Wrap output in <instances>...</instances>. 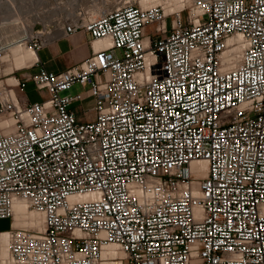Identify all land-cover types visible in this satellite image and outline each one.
Listing matches in <instances>:
<instances>
[{"label": "built area", "instance_id": "2783aa9c", "mask_svg": "<svg viewBox=\"0 0 264 264\" xmlns=\"http://www.w3.org/2000/svg\"><path fill=\"white\" fill-rule=\"evenodd\" d=\"M60 30L109 44L0 82V220L23 200L44 225L10 224L0 264H264V0L127 3Z\"/></svg>", "mask_w": 264, "mask_h": 264}, {"label": "rangeland", "instance_id": "374dc122", "mask_svg": "<svg viewBox=\"0 0 264 264\" xmlns=\"http://www.w3.org/2000/svg\"><path fill=\"white\" fill-rule=\"evenodd\" d=\"M2 1L4 3L1 2L0 0V7L2 9L5 8L4 9L5 15L0 17V20H1L0 21V35H1L0 39L2 40V42L0 41L1 42L0 45L4 46V48H6L5 47L6 45L7 48L9 49V53L8 54L6 53L8 55V60H4V57L7 56L5 52H4V55L0 56V82L8 80L7 82L11 84L15 82L14 75L18 76L19 74H22L25 72L34 73L39 66H44L45 68H48L49 64L44 63V61L41 59L42 58L41 56L46 51H48V49L54 50L55 48L57 49V47H54L55 45H52V46L49 45L39 52L32 53L31 58L29 60H26L24 62V65L20 67H17L15 65V62L13 61V57L10 53L9 47L13 46V44L16 43V41L18 42V44L20 43L22 45V38H23L22 36L27 35L26 29L28 30L29 28L30 29L33 28L34 30L37 31V30H41L42 26L44 25V26L49 27V29H52L51 34L53 35L55 31L54 29H57V30L60 29V19H63L65 15H68L69 11L71 12V8L69 5V0H7L6 2L5 0H2ZM141 1L142 0H80L78 8L85 10L88 13L90 12L89 16H91L92 18H95L98 16V14H95V15L93 14L94 15L93 16L92 13L94 12L97 13L98 12L97 10L99 9L100 10L103 9V11L110 10V9L119 7L125 2L135 3L137 5H141L143 8H148V7H152V6L160 5V4L165 5V7L167 8V12L169 14L174 10V7L176 6L179 7V5H182L183 3H186V5L190 4V0H179V1L177 0H150L148 4L143 6ZM176 2H179V4H177ZM170 4H174V5L170 6ZM8 7L10 8L22 7L24 11L21 14L16 15V13L14 14V12H8L6 10ZM36 14H38V17L36 16ZM9 15L11 17H8ZM22 48L26 51H29L30 49L26 45L25 46L22 45ZM55 62L57 65H60V62H62V58L57 56L55 59ZM69 68L71 67L60 68L59 70L61 72ZM12 78H13V81L9 82V80ZM85 90L86 89L83 88L82 86L76 85L73 87L71 91L65 92L63 93V95H67V94L76 95L78 93L84 92ZM26 96L28 100L31 102L40 100V97L35 91V88L33 87V85L28 86L27 91H26ZM37 214L39 213H36L30 208L27 213L19 214L18 215L19 217H17V220H16L19 225H17L16 223L17 225L16 227L12 225L13 221L16 218L15 219L13 218L12 221L11 220H0V231L8 230L10 228V224L13 228H31V225L29 222H31L35 218V216H37ZM36 220L38 222L40 221V223H42L43 225L42 216Z\"/></svg>", "mask_w": 264, "mask_h": 264}, {"label": "bare ground", "instance_id": "6f19581e", "mask_svg": "<svg viewBox=\"0 0 264 264\" xmlns=\"http://www.w3.org/2000/svg\"><path fill=\"white\" fill-rule=\"evenodd\" d=\"M7 0H5V2H6ZM150 0H142L141 1V3L143 4V6L144 5H146V4H148V2H149ZM177 1H179V0H177ZM1 2H3L2 0H1ZM79 2H80V0H69V5H70V8H71V12L69 11V14L68 15H65V17L64 18H67V17H74L75 15H77V13H79V11L81 10V11H84L86 14H87V18L89 19V20H91V19H93L91 16H89L90 14V12L88 13L87 11H85V10H82V9H80V8H78L79 7ZM4 3V2H3ZM3 3H1V4H3ZM12 3V2H11ZM30 3H31V1H30ZM127 3H131V2H125V3H123L122 5H124V4H127ZM171 3H172V1H171ZM174 3H175V1H174ZM177 4H179V2H176ZM6 4V3H5ZM27 4H28V2H27ZM13 5V4H12ZM122 5H120V6H122ZM174 4H170V6H173ZM8 6V5H7ZM30 6V5H29ZM32 6V5H31ZM119 6V7H120ZM141 6V5H140ZM28 7V6H27ZM142 7V6H141ZM78 8V9H77ZM143 8V7H142ZM149 8V7H148ZM5 9V8H4ZM4 9H2L1 7H0V17L1 16H4L5 15V10ZM114 9V8H113ZM8 12H14V14L16 13V15H18V14H21L24 10H23V8L22 7H17V8H10V7H8L7 9H6ZM110 10H112V9H110ZM57 11V10H56ZM98 12L97 13H92V15L94 14H98V16L103 12V9L102 10H97ZM104 11H109V10H104ZM11 14V13H10ZM13 14V15H14ZM93 15V16H94ZM36 16L38 17V14H36ZM40 16V15H39ZM8 17H11L10 15L8 16ZM1 21V20H0ZM46 27L47 26H44L43 25V30H45L46 29ZM32 29H26V33H27V35H24V36H22L23 38H22V45L23 46H25V44L23 43V40H25L26 39V37H30V36H32L33 35V33H32V31H31ZM1 36V35H0ZM13 36V35H12ZM19 36V35H18ZM5 38V37H4ZM55 37L53 36V35H47L46 36V39L47 40H49V42H52V40L54 39ZM7 39V38H6ZM21 39V38H20ZM0 41L2 42V40L0 39ZM13 41V40H12ZM0 42V43H1ZM13 44V43H12ZM12 44H10V45H12ZM108 44H109V41H108V39H102V40H98V41H95V47L99 50L100 48H102V47H106V46H108ZM22 45L19 43L18 44V42L16 41V43H14L13 44V46H11V47H9L10 48V53H11V55H12V57H13V61L15 62V65L17 66V67H20V66H22V65H24V62L26 61V60H29L30 58H31V56H32V53H34L31 49H29V51H26V50H24L23 48H22ZM9 46V45H8ZM27 46V45H26ZM5 47L7 48V46L5 45ZM0 49L2 50V49H4V50H6L5 48H4V46H1L0 45ZM4 60H8V55L7 56H5L4 57ZM13 81V78L12 79H10L9 80V82H12ZM190 170L192 171V172H195V171H200V172H202V174L200 175V176H204L205 175V173H206V171H207V163H206V161H203V160H201V161H193L191 164H190ZM88 198H91V196H85V197H82V198H79V197H77V198H72L71 199V201H83L84 199H88ZM13 208H14V221H13V223H12V225L14 226V227H16L17 225H19L18 223H17V217H19L18 215L19 214H22V213H27L28 211H29V204L27 203V202H25V201H21V200H18V201H16L15 203H14V205H13ZM25 215V214H24ZM42 215H40V214H37V216H35V218L31 221V222H29L30 223V225H31V228H33V229H35V230H43V225H42V223H40V221L38 222L36 219H38L39 217H41ZM34 217V216H33ZM20 219V218H19ZM22 220V219H21ZM16 223H17V225H16ZM20 223V222H19ZM28 224V223H27ZM106 253H109L111 256H116V255H118V253L113 249V248H109L108 250H107V252ZM8 258V231H2V232H0V261H5L6 259Z\"/></svg>", "mask_w": 264, "mask_h": 264}, {"label": "crops", "instance_id": "0c3cea01", "mask_svg": "<svg viewBox=\"0 0 264 264\" xmlns=\"http://www.w3.org/2000/svg\"><path fill=\"white\" fill-rule=\"evenodd\" d=\"M54 30L53 36L55 38L50 46L55 45L54 47H57V49H48L41 56L44 63L49 64L47 68L49 71L60 72V68L77 66L90 57L94 49L98 50L94 45L95 42L93 43L86 33L80 32L69 37H64L62 30ZM57 56L62 58L60 65H57L55 62ZM91 104L92 102L88 100L82 106L83 108L90 107Z\"/></svg>", "mask_w": 264, "mask_h": 264}]
</instances>
